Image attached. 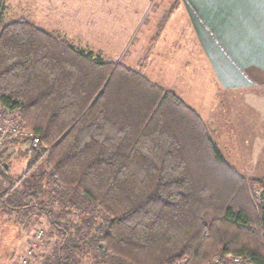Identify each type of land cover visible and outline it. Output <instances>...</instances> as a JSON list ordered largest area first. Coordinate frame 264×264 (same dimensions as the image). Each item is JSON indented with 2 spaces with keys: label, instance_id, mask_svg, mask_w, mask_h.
<instances>
[{
  "label": "trees",
  "instance_id": "obj_1",
  "mask_svg": "<svg viewBox=\"0 0 264 264\" xmlns=\"http://www.w3.org/2000/svg\"><path fill=\"white\" fill-rule=\"evenodd\" d=\"M5 6L0 108L39 142L18 140L17 179L1 156L0 209L46 217L60 241L43 264H264V177L239 173L175 92L26 18L2 22Z\"/></svg>",
  "mask_w": 264,
  "mask_h": 264
},
{
  "label": "rangeland",
  "instance_id": "obj_2",
  "mask_svg": "<svg viewBox=\"0 0 264 264\" xmlns=\"http://www.w3.org/2000/svg\"><path fill=\"white\" fill-rule=\"evenodd\" d=\"M126 1L5 0L2 22L26 18L74 46L139 70L200 114L213 140L239 173L263 178L264 103L253 104L243 91L214 85V76L203 63L182 12L177 11L168 23L169 16L156 34L161 16L173 10L174 0L169 5L166 0H151L144 5H127ZM27 144L11 142L0 152V160L8 155V174L14 179L27 171ZM48 223L38 212L15 214L0 209V264H17L38 231H42V237L28 264H43L55 248L52 245L57 236L50 232Z\"/></svg>",
  "mask_w": 264,
  "mask_h": 264
},
{
  "label": "crops",
  "instance_id": "obj_3",
  "mask_svg": "<svg viewBox=\"0 0 264 264\" xmlns=\"http://www.w3.org/2000/svg\"><path fill=\"white\" fill-rule=\"evenodd\" d=\"M139 1L126 4L144 5L151 0ZM172 5L168 23L177 11L184 14L214 85L243 91L253 104L264 103V0H174ZM48 224L50 232L58 234ZM59 241L56 236L52 246Z\"/></svg>",
  "mask_w": 264,
  "mask_h": 264
},
{
  "label": "built area",
  "instance_id": "obj_4",
  "mask_svg": "<svg viewBox=\"0 0 264 264\" xmlns=\"http://www.w3.org/2000/svg\"><path fill=\"white\" fill-rule=\"evenodd\" d=\"M25 140L31 147H36L39 140L34 132L25 130L21 127L18 117L8 111H5L0 108V152L3 147L7 146L12 141ZM1 165V163H0ZM18 181L16 182V184ZM42 237V231H38L34 237L33 241L30 244V247L26 250L25 255L19 260L17 264H28V257L32 255L35 244ZM230 264H254L248 259L232 256L229 259ZM219 259H214L212 262L207 264H220ZM175 264H180L179 262Z\"/></svg>",
  "mask_w": 264,
  "mask_h": 264
}]
</instances>
